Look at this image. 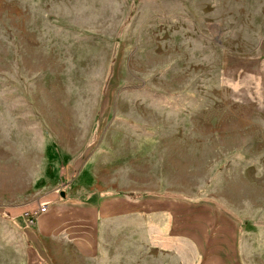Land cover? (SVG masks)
Instances as JSON below:
<instances>
[{
	"label": "rangeland",
	"instance_id": "374dc122",
	"mask_svg": "<svg viewBox=\"0 0 264 264\" xmlns=\"http://www.w3.org/2000/svg\"><path fill=\"white\" fill-rule=\"evenodd\" d=\"M0 264H264V0H0Z\"/></svg>",
	"mask_w": 264,
	"mask_h": 264
},
{
	"label": "built area",
	"instance_id": "2783aa9c",
	"mask_svg": "<svg viewBox=\"0 0 264 264\" xmlns=\"http://www.w3.org/2000/svg\"><path fill=\"white\" fill-rule=\"evenodd\" d=\"M45 211L44 207H42V212Z\"/></svg>",
	"mask_w": 264,
	"mask_h": 264
}]
</instances>
